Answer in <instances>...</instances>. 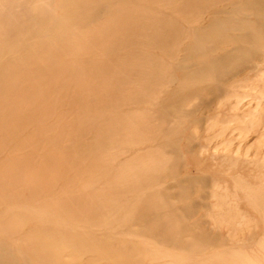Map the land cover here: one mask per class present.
I'll use <instances>...</instances> for the list:
<instances>
[{
  "label": "bare ground",
  "instance_id": "6f19581e",
  "mask_svg": "<svg viewBox=\"0 0 264 264\" xmlns=\"http://www.w3.org/2000/svg\"><path fill=\"white\" fill-rule=\"evenodd\" d=\"M59 4L61 14L57 29L48 40H34L29 44L22 40L19 36L22 29L25 32L41 30H33L27 23L14 34L0 28V61L6 60L4 65L0 63V167L3 168L0 175L4 177L27 172L29 176L48 177L53 185L59 179L68 182L66 173V176L57 174L55 168H67L72 162L81 168L78 174L90 177L94 174L98 184L103 181L107 184V179L111 182L119 175L110 173L114 168L111 161L116 149L124 144L151 145L159 139L162 142L154 150L159 154L169 150L177 157L173 132H169L162 121L174 117L177 120L182 114L195 112L197 106L185 111L184 103L199 92L214 94L211 87L202 85V81L220 79L228 64L238 68L245 66L246 60L260 61L264 55V0H60ZM29 12L28 19H34L39 27L44 24L43 8L29 7ZM18 25L16 22L15 26ZM185 33L191 35L190 40H186ZM20 43L27 45L23 44L21 53L12 54ZM174 73H179V77ZM73 108L79 111L75 117L69 115ZM143 108L146 109L144 114L135 112V109ZM151 109L156 110V117L151 116ZM63 119L67 121L60 124ZM157 119L160 124L150 128L148 123ZM173 128L179 129L177 123ZM134 131L144 135L138 136L133 134ZM63 141L65 144L61 143ZM40 143L45 148L39 145L37 155L33 147ZM163 146L167 148L162 150ZM53 147L57 148L53 150ZM151 151L152 147L136 158L140 159L139 165H135L136 170L157 165L156 171H161L164 161L153 159ZM147 172L142 170L132 175L137 179L138 189L146 183ZM193 180L186 179L189 184ZM213 197L223 196L214 192ZM137 199L133 202L137 203ZM126 201L119 200L116 206H108L104 200H97L95 207L121 209V203ZM136 203L131 202L125 209L128 211ZM225 204L228 206L227 202ZM139 206L149 212L152 204L147 201ZM198 221L187 236L189 238H185V228L174 227L169 221L159 220L157 225L165 227L162 231L167 242L195 255L207 249L212 251L217 243V232L194 228ZM221 241L237 247L238 251L242 248L231 240ZM120 248V253H134L133 246ZM233 252H210L204 257L207 261L200 264H240L243 260L232 257L238 254ZM230 253L233 254L228 257ZM114 257L115 260L107 263H133L125 262L116 253ZM212 257L218 262H208ZM161 264L199 263L174 259Z\"/></svg>",
  "mask_w": 264,
  "mask_h": 264
},
{
  "label": "rangeland",
  "instance_id": "374dc122",
  "mask_svg": "<svg viewBox=\"0 0 264 264\" xmlns=\"http://www.w3.org/2000/svg\"><path fill=\"white\" fill-rule=\"evenodd\" d=\"M59 3L60 0H0V28L5 33L14 34L23 23H27L33 30H41L25 32L22 29L19 34L22 40L27 44L34 40H48L57 29L61 14ZM35 6H40L45 12L44 24L40 27L34 19H28L29 7ZM16 22L18 26H15ZM185 36L187 41L190 40V34L185 33ZM23 44L27 45L20 43L12 50V54L21 53ZM0 63L4 65L6 60H1ZM226 67L220 76L221 80L211 78L202 81V85L211 87L214 94L199 92L196 97L184 103L185 111L197 106L195 112L182 114L177 120L174 117L162 121L170 129L169 132H173V136H170L175 139L179 153L177 157L165 150L166 146L161 148L165 150L161 154L154 150L162 142L160 139L151 145L124 144L116 149L117 152H113V162L111 161L114 168L110 173L119 175H115L111 182L110 178L107 179V184L104 181L98 184L94 174L91 177L88 174H78L81 168L72 162L68 163L67 168H55L57 174L66 173L68 182H65L66 179H59L54 185L49 182L48 177L29 176L27 172L14 176L0 175V264H109L107 262L115 260V253L125 262L132 261V264H161L174 259L197 261L200 264L207 261L204 257L210 252L215 254L223 250L238 253H232V257L236 256L238 261L243 260L240 264H264V204H261L264 203V55L260 61L246 60L245 66L237 68L228 64ZM174 75L179 77V73ZM62 108L64 107L60 109ZM145 110L135 109V112L142 115ZM150 111L151 116L156 117V110ZM78 114L79 111L75 108L69 110V115L75 117ZM66 121L67 119H63L60 124ZM159 122L157 119L149 122L148 126L154 128ZM176 123L179 126L177 131L173 128ZM133 134L144 135L139 131H134ZM39 145L45 148L42 143L34 146L37 155ZM150 147L153 149L151 157L164 161L160 172L155 169L157 165L151 169L146 166L135 169V165L140 162L136 158ZM56 148L53 147V150ZM188 148L194 151L190 152ZM24 151L27 152L25 149ZM2 169L0 167L1 171ZM142 170L148 171L144 179L146 183L145 187L138 189L137 179L132 175ZM118 177L119 181H115ZM187 178L194 180L189 184ZM214 192L223 197H213ZM84 193L87 198H84ZM134 198H138L139 203L133 202ZM123 199L127 201L121 203V209L95 207L97 200H104L108 206H116ZM147 201L152 204L149 212L139 208L140 203ZM131 202L136 204L127 211L125 207ZM40 217L44 218L43 221ZM159 220L169 221L174 227L185 228V238H189L187 236L191 234L194 223L199 220L200 225L197 222L194 228L217 232V243L212 251L207 249L195 255L186 253L171 241L167 242L162 231L165 227L157 225ZM223 239L242 246L241 250L238 251L237 247L224 241L222 244ZM131 246L134 247V253L119 252L120 247L128 249ZM232 254L227 256L231 257ZM213 260L215 257L208 262Z\"/></svg>",
  "mask_w": 264,
  "mask_h": 264
}]
</instances>
